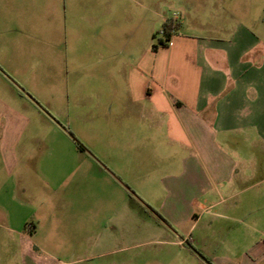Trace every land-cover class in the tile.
<instances>
[{"label":"crops","instance_id":"0c3cea01","mask_svg":"<svg viewBox=\"0 0 264 264\" xmlns=\"http://www.w3.org/2000/svg\"><path fill=\"white\" fill-rule=\"evenodd\" d=\"M229 1L231 18L236 6L247 7L245 23L234 28L223 19L200 27V9L189 0L178 5L179 15H165L181 27L166 46L154 52L151 43L136 59L128 115L179 150L161 177L175 200L167 214L176 215L167 219L184 234L177 242L197 233L212 241L219 264H264V0L210 4L219 11ZM12 9L13 0H0V22ZM187 26L195 29L187 33ZM8 81L0 77V226L27 244L48 220L76 209L87 220V210L109 206L108 196L93 198L91 180L123 190L117 169L98 160L63 162L61 126ZM113 206L117 225L122 210Z\"/></svg>","mask_w":264,"mask_h":264},{"label":"rangeland","instance_id":"374dc122","mask_svg":"<svg viewBox=\"0 0 264 264\" xmlns=\"http://www.w3.org/2000/svg\"><path fill=\"white\" fill-rule=\"evenodd\" d=\"M18 1L6 24L0 22L7 33L0 35V77L61 126L63 162L84 155L117 169L123 191L110 192L101 178L91 180L93 198L108 196L110 205L87 210L90 220L77 209L62 220H48L34 243L0 226V264H219L212 241L195 233L191 242L179 244L184 234L167 219L176 215L167 214L175 200L161 177L179 150L128 115L136 59L159 43L165 15H179L185 0H22L20 6ZM189 1L200 9L198 22L205 29L215 19L230 28L247 19L243 2L231 18L230 1L219 11L213 0ZM112 205L122 210L117 225L111 222Z\"/></svg>","mask_w":264,"mask_h":264},{"label":"trees","instance_id":"16d2710c","mask_svg":"<svg viewBox=\"0 0 264 264\" xmlns=\"http://www.w3.org/2000/svg\"><path fill=\"white\" fill-rule=\"evenodd\" d=\"M181 27V22L178 19L175 18H169L167 19L162 26L161 33L163 34V38L159 39V43L152 44V51L156 52L160 46H166L167 41H169L170 37ZM78 143V148L81 151H85L86 148L79 142Z\"/></svg>","mask_w":264,"mask_h":264}]
</instances>
